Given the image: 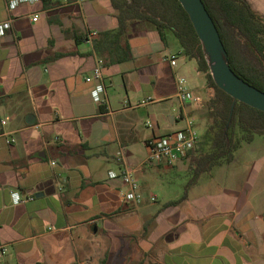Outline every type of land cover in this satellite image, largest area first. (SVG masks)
Returning a JSON list of instances; mask_svg holds the SVG:
<instances>
[{"label":"crops","instance_id":"obj_1","mask_svg":"<svg viewBox=\"0 0 264 264\" xmlns=\"http://www.w3.org/2000/svg\"><path fill=\"white\" fill-rule=\"evenodd\" d=\"M8 1L0 0V23L11 22L0 37V245L8 249L0 264H264V143L240 147L228 163L199 162L214 90L176 37L143 21L117 34L111 0L14 9ZM245 2L264 18V0ZM88 32L98 33L92 44ZM99 60L101 77L86 81ZM180 80L199 102L179 98ZM188 119L199 134L189 156L147 163V143ZM124 171L139 184V205L122 200Z\"/></svg>","mask_w":264,"mask_h":264},{"label":"trees","instance_id":"obj_2","mask_svg":"<svg viewBox=\"0 0 264 264\" xmlns=\"http://www.w3.org/2000/svg\"><path fill=\"white\" fill-rule=\"evenodd\" d=\"M201 1L217 28L230 68L244 82L264 92V18L245 0ZM111 2L118 11L117 34L135 21L151 24L160 34L168 30L178 40L183 55L205 73L214 95L205 104L200 163H228L241 147V140L250 143L256 135L264 136L263 112L236 102L229 117L233 98L214 83L204 49L178 0Z\"/></svg>","mask_w":264,"mask_h":264},{"label":"built area","instance_id":"obj_3","mask_svg":"<svg viewBox=\"0 0 264 264\" xmlns=\"http://www.w3.org/2000/svg\"><path fill=\"white\" fill-rule=\"evenodd\" d=\"M38 0H9L8 8L14 9L21 3H34ZM66 2L68 0H61ZM38 16H34L33 21H36ZM11 29V22H1L0 23V37L4 36L7 31ZM97 32H88L84 38V42L87 44H92L93 40L97 37ZM103 62L98 61L96 68L94 69L92 76L86 78V81H91L92 79H99L101 77V68ZM172 65H175V61H171ZM102 92V87L98 88V93ZM177 94L183 102H199L200 98L194 96L182 80L178 82ZM193 119H188L186 126L178 131L156 136L147 143L148 147V158L147 163L149 164H159L163 162L166 166H174L179 161L187 158L190 152L195 148L199 140V134L195 129ZM147 126L151 127L150 122H147ZM14 142V140L7 141V144ZM54 164V163H53ZM118 175L115 173H110V178H117ZM120 178L122 182L127 185V190L121 193V197L124 203H131L139 205L142 202V194L140 192V187L138 182L134 179L130 171H124ZM155 198L152 197L151 201ZM17 197L15 203H20ZM8 254V249L6 246L0 245V261H3Z\"/></svg>","mask_w":264,"mask_h":264},{"label":"water","instance_id":"obj_4","mask_svg":"<svg viewBox=\"0 0 264 264\" xmlns=\"http://www.w3.org/2000/svg\"><path fill=\"white\" fill-rule=\"evenodd\" d=\"M187 13L206 55L209 73L216 86L233 98L230 115L236 102L264 113V92L239 78L229 66L228 55L217 28L201 0H178ZM229 118V119H230Z\"/></svg>","mask_w":264,"mask_h":264},{"label":"rangeland","instance_id":"obj_5","mask_svg":"<svg viewBox=\"0 0 264 264\" xmlns=\"http://www.w3.org/2000/svg\"><path fill=\"white\" fill-rule=\"evenodd\" d=\"M240 136V135H239ZM254 141H258V142H263L264 143V136H259V135H256L255 136V138H254ZM197 145V144H196ZM248 145H250V143H247V142H245V141H243V140H241V148H243V147H247ZM196 147V146H195ZM201 147V146H200ZM198 150V149H197ZM206 150V149H205ZM207 150H208V148H207ZM242 150L240 149H238V153L237 154H240V152H241ZM197 152V155H200L201 153H202V150H201V148H199V152L198 151H196ZM193 177V173H191V174H189V175H187V176H185L184 178H187L186 180H190L191 178ZM175 179H176V177H175ZM177 180H178V178H177Z\"/></svg>","mask_w":264,"mask_h":264}]
</instances>
